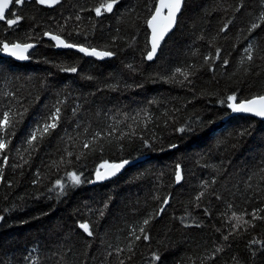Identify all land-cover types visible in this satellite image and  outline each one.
I'll return each instance as SVG.
<instances>
[{
  "label": "trees",
  "instance_id": "16d2710c",
  "mask_svg": "<svg viewBox=\"0 0 264 264\" xmlns=\"http://www.w3.org/2000/svg\"><path fill=\"white\" fill-rule=\"evenodd\" d=\"M102 2L27 0L11 6L23 17L17 25L0 21V41L33 44L26 61L0 56V113H16L0 154V264H264V219L224 240L233 211L264 209V122L229 117L221 103L264 95V3L183 0L174 31L149 61L147 20L157 0H119L98 17ZM46 31L115 55L86 58L56 47ZM69 67L77 71H62ZM178 68L192 74L185 80ZM57 107V128L29 149L30 133ZM96 132L93 150L83 148ZM123 160L130 163L114 179L88 183L101 164ZM68 172L84 182L73 186ZM149 214L150 239L134 241L130 232Z\"/></svg>",
  "mask_w": 264,
  "mask_h": 264
},
{
  "label": "snow or ice",
  "instance_id": "6c2138e0",
  "mask_svg": "<svg viewBox=\"0 0 264 264\" xmlns=\"http://www.w3.org/2000/svg\"><path fill=\"white\" fill-rule=\"evenodd\" d=\"M27 2V0H0V21H3L7 24L8 28L11 29L15 25H17L23 17L17 15L15 11L11 9L12 5L22 6ZM61 0H35V3L39 5H44L47 7H53L59 4ZM119 2V0H104V2L100 3L98 7H95L93 10L95 11L96 16H101L103 12H112L114 6ZM183 0H159V4L155 6L154 13L151 14V18L147 20V25L152 30V40H151V50L147 52L146 58L151 61L157 55V51L161 46V42L164 40L165 35L174 27L177 22V14L181 11ZM264 3V0H262ZM167 9V14H164V10ZM9 14L14 18H9ZM77 20L80 19L79 16L76 17ZM261 21H264V13L261 14ZM230 23V22H229ZM229 23H225L224 26L220 29L221 32H224L228 29ZM259 25L253 23L250 32L255 30ZM45 36L49 37L51 40L55 41V46L58 48H68V49H76L78 52L83 53L87 56H93L98 59H103L105 57H111L115 55L114 52L108 50H98L94 47H86L77 43L67 42L64 38L59 34H54L52 32H45ZM33 48V44L31 43H21V42H8V41H0V50H2L5 54L14 57L17 60H27L29 59V49ZM253 45L249 44L247 48L244 49L247 60L250 62L253 60L252 55ZM217 56H219V49H217ZM205 61L209 60V57L204 58ZM264 59V57H262ZM224 65L229 63L228 60L223 61ZM243 63V59L241 61ZM62 71L73 72L75 73L77 69L75 67L64 68ZM176 72L180 75L184 76L185 80L188 79L189 75L192 73L187 71H182L181 69H176ZM183 83V81H181ZM190 83V81H189ZM6 95H12V93H6ZM237 96L235 94L228 95L226 101H221V103H227V107L231 109L233 113H246L251 114L257 117L264 118V95H255L250 99H244L237 102ZM61 109L57 107L54 112H52L47 119L44 121L42 126H38L35 130L30 133L29 138L27 139V144L29 149L34 148L36 143L39 140H42L46 136L52 134V132L57 128L58 123L61 119L60 116ZM21 117L23 113H20ZM16 113H14L11 108L8 111H3L0 113V154L4 153L8 149L9 141L7 139L9 135V130L14 127V118ZM111 127V126H110ZM179 131L183 132L185 129L181 128ZM112 131L108 132L106 135H112ZM244 133H241L243 135ZM125 134L121 133V137ZM101 138V132H96L92 142H85L83 144V148L93 150V144L97 139ZM171 147H176V145H171ZM68 155L71 156L72 153L68 152ZM23 159V157H21ZM76 159H80V156H77ZM27 163V161H24ZM128 160H123L119 163H108L105 162L101 164L95 173L96 180L88 181V183H95L97 181H103L109 179L112 176H115L119 173L125 165L129 164ZM8 164V156L3 155V165ZM2 167V166H0ZM104 169V171H101ZM264 171V169H261ZM0 175H2V171H0ZM68 179L73 186L79 185L84 181L81 180V177L77 175L75 172L67 173ZM182 179L180 165L176 166V181L180 182ZM36 181H33L35 183ZM205 191L207 190V182L203 185ZM54 187H58L61 189V194L64 191V183L61 180H57L55 182ZM51 191V189H50ZM205 191H202L197 197L196 200L199 201L204 195ZM169 200L165 198L162 201L161 207L155 213V216L160 215L163 211H165L166 205H168ZM107 205H105L106 207ZM232 205H229L231 208ZM264 211V209H254L251 213L244 212L237 214L235 211L232 212L230 220H234L235 223L231 225L232 231L228 233V235L224 236V240L227 241L230 236L236 234L242 227L246 229L245 226L254 227L255 225L252 223L253 220L256 219H264V217L260 216L259 213ZM101 215H103V210H101ZM246 215L251 216V220L245 219ZM153 214H149L146 218L143 219L142 223L138 224L133 228V231L130 232V235L134 237V241H139L141 239L147 241L150 239V236L147 233V226L150 224L151 220L155 218ZM2 219V217H0ZM78 227L82 229L84 233L88 236L93 235V231L91 230L90 224L88 222L79 223ZM137 231L139 234H137ZM253 243H260V241H253ZM128 251H132V243L128 245ZM222 249L217 248L215 251L219 252ZM124 249H117L116 253L119 255ZM111 255V253H109ZM28 259V257H26ZM161 257L153 253L152 260L160 261ZM120 264H124V260H120Z\"/></svg>",
  "mask_w": 264,
  "mask_h": 264
},
{
  "label": "water",
  "instance_id": "95a60500",
  "mask_svg": "<svg viewBox=\"0 0 264 264\" xmlns=\"http://www.w3.org/2000/svg\"><path fill=\"white\" fill-rule=\"evenodd\" d=\"M159 4V0H157V2H156V4H155V6L156 5H158ZM183 4V3H182ZM181 9H182V7H181ZM154 11H155V8H154ZM154 11H153V13H154ZM181 12V11H180ZM180 12L177 14V20H178V17H179V15H180ZM164 14L166 15L167 14V9H165L164 10ZM151 18V17H150ZM176 25H177V22H176V24L174 25V27L165 35V38H164V40L161 42V45L163 44V42L166 40V38L174 31V29H175V27H176ZM147 30H148V33H149V36H148V46H149V51L151 50V40H152V30H151V28H149L148 27V25H147ZM45 39L46 40H51L49 37H47V36H45ZM51 41H53V40H51ZM54 43H55V41H53ZM161 47V46H160ZM32 49L33 48H31V49H29V52H28V54L32 51ZM160 49V48H159ZM159 49H158V51H159ZM75 51H77L76 49H74ZM158 51H157V53H158ZM78 52V51H77ZM78 53H80V52H78ZM82 56H84V57H86V58H90V59H93V60H96V61H104V60H108L110 57H105V58H103V59H98V58H96V57H93V56H87V55H85V54H83V53H80ZM0 56L1 57H5V58H11V59H13V60H15V61H18V62H23V61H26V60H17V59H15L14 57H11V56H9V55H7V54H5L3 51L0 53ZM156 57V56H155ZM154 57V58H155ZM228 111H229V117H245V118H251V119H254V120H257V121H261V122H264V118H261V117H257V116H254V115H251V114H246V113H233L232 111H231V109H229L228 108ZM128 165V164H127ZM127 165H125V167L119 172V173H117L115 176H112V177H110L109 179H106V180H111V179H114L116 176H118L120 173H122V171L127 167ZM103 181H105V180H103Z\"/></svg>",
  "mask_w": 264,
  "mask_h": 264
},
{
  "label": "rangeland",
  "instance_id": "374dc122",
  "mask_svg": "<svg viewBox=\"0 0 264 264\" xmlns=\"http://www.w3.org/2000/svg\"><path fill=\"white\" fill-rule=\"evenodd\" d=\"M101 171H104V169H101ZM97 182H100V181H97Z\"/></svg>",
  "mask_w": 264,
  "mask_h": 264
}]
</instances>
